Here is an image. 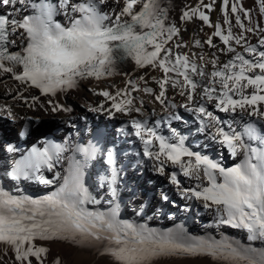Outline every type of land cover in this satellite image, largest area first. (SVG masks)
<instances>
[{"label": "snow or ice", "instance_id": "6c2138e0", "mask_svg": "<svg viewBox=\"0 0 264 264\" xmlns=\"http://www.w3.org/2000/svg\"><path fill=\"white\" fill-rule=\"evenodd\" d=\"M12 2L0 0L3 5ZM106 3L107 0H81L75 4L71 0H58L57 4H52L49 0H39L30 5L33 14L21 20L0 16V76L10 74L21 85L38 89L44 96L55 97L77 88L81 81H99L112 76L120 60L131 59L140 68L161 69L163 77L157 80L159 93H153L149 87L143 91L155 95V99L164 104L166 85L180 88V95L186 100L182 107L197 115L202 126L200 131L212 129L211 139L226 148L233 158L243 153V160L232 167H224L219 161L189 150L183 137L177 136L176 142H169L157 135L146 121L134 119L131 127L144 145L143 155L156 162L155 167L161 174H164L165 164L171 162L184 177L197 181L182 194L202 201L205 209H214L217 229H238L247 233L249 242L264 243V132L253 123L237 132L229 122L225 130L221 119L207 107L208 103L215 102L218 112L235 114L239 110L264 120L261 108L264 105V27L253 21L251 11L243 8L239 0H233L230 7L236 27L242 29L239 34L233 32L229 0H222L223 21L228 26L226 34L221 24L213 25L200 7L186 9L182 20L190 21L198 15L201 21L215 28L214 35L227 46L218 50L232 54L222 65L218 57L211 60L213 70L207 74L188 56L175 54L168 46L179 36L180 29L168 21L169 10L162 6L161 0H124V6L111 13L101 10L100 6ZM199 3L211 10L215 0L207 5L203 0ZM69 5L71 12L80 15L69 17L71 23L65 26L54 17L58 9L67 15ZM259 11L264 15V0H259ZM241 14L251 26L245 25ZM244 33L258 35L257 44L249 43ZM230 42L242 47L243 52L237 51ZM195 43L201 46L199 40ZM206 43L216 47L211 37ZM174 44L176 48L181 46L179 41ZM190 73L207 76L208 82L200 85ZM170 74L177 78L173 79ZM129 84L132 91L141 90L131 81ZM198 88L201 89L199 93ZM249 88L251 92L247 91ZM97 94L112 100L111 108L106 110L110 115L113 108L122 113L141 112V108L134 106V97L127 89L115 95L106 90ZM14 98L29 104L23 92ZM38 100L32 97L29 106H34ZM48 103L53 112L71 111L52 100ZM90 111L103 112L105 109L100 105ZM0 116L15 118L8 105H0ZM245 138L258 142L257 146L246 143ZM154 141L159 142L157 150H153L156 148ZM69 148L67 143L50 141L43 149L33 147L12 173L13 179L35 176L40 183L49 186L61 181L51 194L34 199L13 195L0 186V246H3L0 264H7L4 257L9 250L14 257L11 264H33V258L36 264H45L50 249L37 245V240L93 249L107 256L109 264H171L173 260L188 262L201 257L210 258L215 264H264V249L251 243L243 244L223 232L217 238L211 234H190L183 225L161 230L122 220L118 207L109 212L90 209L89 205L97 201L85 185L81 161L73 157L63 176L55 172L52 179H47L41 174L44 169L53 171ZM16 150L14 146L8 148L12 152ZM73 150L85 158H93L96 151L95 146L80 145ZM106 160L110 166L107 182L115 200L119 195L115 152L108 151ZM170 179L179 187L176 173L171 174ZM163 198L167 200V196ZM54 264L62 262L57 258Z\"/></svg>", "mask_w": 264, "mask_h": 264}, {"label": "bare ground", "instance_id": "6f19581e", "mask_svg": "<svg viewBox=\"0 0 264 264\" xmlns=\"http://www.w3.org/2000/svg\"><path fill=\"white\" fill-rule=\"evenodd\" d=\"M39 2V0H25L21 3L20 0H13L9 5L0 3V13L7 16L9 19L21 20L26 15L33 14L34 10L31 4ZM52 4H57L58 0H49ZM72 4L80 3L81 0H71ZM162 6L168 8V21L175 23L180 29L178 37H174V42L179 41L181 46L175 47L174 42L168 46L172 47L175 54L180 56H188L193 63H196L198 68H201L205 73L210 74L213 70L211 60L219 58L222 65L231 58V53L221 52L218 49L226 48L227 46L214 35L215 28L209 27L208 24L201 21L198 15L193 17L190 21L182 20V14L187 9L200 7L210 18L213 25L219 22L222 28L227 30V25L223 21V4L222 0H215L214 6L211 10L200 5L199 0H161ZM210 0H203L204 5H207ZM233 0H229V16L232 20L234 34H239L242 29L235 25V15L231 14L230 7ZM243 8L251 11V16L254 22L259 23L264 27V15L259 11V0H239ZM124 6V0L120 3H115V0H107V3L101 5L100 8L105 12H118ZM135 8H139L136 5ZM79 13L71 12V5H69V12L64 14L63 10L58 9L57 15L54 19L67 26L71 23L69 17H79ZM242 20L246 26L247 19L241 14ZM248 38L249 43L255 45L258 42L259 36L252 33H244ZM211 37L213 45L209 46L206 41ZM200 41L199 47L196 46V41ZM19 43V41H18ZM237 47V51L243 52V48ZM246 58L247 53H244ZM203 57V59H201ZM173 79L177 77L174 74ZM193 79L200 85L208 82V77H201L192 74ZM143 77V79H141ZM163 77V72L159 68L154 67H138L131 59L118 61L116 65V72L110 77L103 78L99 81L95 79H88L81 81L79 86L66 93H58L55 97L44 96L38 89L21 85L18 81L11 78L10 74L0 76V105H8L11 107L14 114L15 129L19 130L17 136H11L7 133L13 132L11 130V123L8 122L10 118L0 116V186L13 195H26L32 198H40L49 195L56 191L61 181L49 186L39 182L35 176H30L25 179H13L12 173L18 160L26 156L33 147L43 149L46 142H55L64 144L67 143L70 148L65 152L63 158L56 164L53 171L46 169L42 170V175L47 179H52L55 172H59L63 176L68 169L72 158L81 161L83 164L84 182L89 192L97 201L94 205H89L90 209L109 212L118 207L120 218L138 224H147L151 228L167 230L183 225L190 234L193 235H207L211 234L219 238V233L230 236L243 244L251 243L252 246L264 249V243L260 241L249 242L247 240V233L228 227H221L217 229L214 225L216 223V213L214 209H205L203 202L194 198H186L183 195V190L192 188L197 181L187 177L186 183L183 185L179 183V187L171 182V174L176 173L177 179H180L181 173L179 169L172 166L171 162L165 164L164 174H161L155 167V161L143 155L144 145L142 141L135 136L134 129L131 127V122L138 119L142 122H147L148 126L156 131L157 135L165 137L169 142H176V138L183 137L185 146L189 150L206 155L209 158L219 161L224 167H232L243 160V153H240L235 158L231 156L228 150L222 147L211 139L212 129L201 132L200 119L196 114L186 111L182 105L186 103L185 97L180 95V88H173L171 85H166V93L164 104L155 99V95L147 94L143 91L145 87L153 89V93L158 94L160 91L157 80ZM179 79H183L179 77ZM135 84L140 91H132L129 84ZM127 89L131 97H134V106L141 108V112L131 113L116 112L112 109L110 115L106 110L111 108L112 100L99 95L101 91H109L113 95L117 91ZM200 88L197 92H200ZM251 92L249 88L247 90ZM21 92L28 99L29 104L32 103V97H38V103L34 106L25 104L23 100L15 99ZM69 99L77 101L80 105L78 111H74L67 104ZM118 100L120 97L117 98ZM198 99V97H197ZM52 100L54 103L68 108L71 111H55L53 112L52 105L48 103ZM214 103L207 104L210 111H213L221 121L225 130H228L227 125L232 123V127L237 132H242L249 123H253L256 127L264 132V120L256 117H250L246 113L242 114L239 110L237 113H222L214 108ZM104 106L105 111L95 112L90 111L92 108ZM176 105V107H171ZM264 109V105H261ZM77 115H83L79 117ZM175 117H179L176 119ZM32 118L39 122L34 125L31 135L26 141H22L21 133L27 123ZM3 120V122H2ZM117 120L124 121V128L118 126ZM46 121V123H45ZM43 123V125H40ZM112 123V124H111ZM105 127V128H104ZM104 128V130H103ZM114 128L117 132L118 140L115 142H107V133H114ZM128 128V129H127ZM7 132V133H5ZM128 135L134 138L131 141L133 145L136 141V146L132 147L128 144L122 146V139L124 140ZM47 136L49 139H46ZM130 138V137H129ZM253 146H257L258 142L247 141ZM158 141H154V145L158 149ZM80 145L84 147L95 146V153L93 158H85L73 149ZM9 146H14L17 150L8 151ZM193 149H192V148ZM107 149L114 151L116 155V167L119 172V181L117 184L118 198L113 199L110 192V185L107 182L110 177V166L104 157L101 158L102 153ZM107 155V154H106ZM187 159V158H185ZM146 167H153V172L146 180L141 177V174ZM147 172V171H146ZM148 174V173H147ZM137 183L140 190L134 194L129 185ZM29 187H32L35 192H32ZM91 190V191H90ZM158 192V197L154 202H150L148 194ZM167 196V200L163 197ZM153 200V199H152ZM37 245L45 246L50 249L47 254L45 264H54L55 260L59 258L62 264H109L107 256L99 255L93 249H82L79 246L72 245L60 241H36ZM3 246H0L2 249ZM2 255V251H0ZM11 250L8 256L4 257L7 264H11L13 259ZM33 264H36L33 258ZM171 264H215L210 258H198L193 261L173 260Z\"/></svg>", "mask_w": 264, "mask_h": 264}, {"label": "rangeland", "instance_id": "374dc122", "mask_svg": "<svg viewBox=\"0 0 264 264\" xmlns=\"http://www.w3.org/2000/svg\"><path fill=\"white\" fill-rule=\"evenodd\" d=\"M67 104L71 107V109H73L74 111H78V108H79V103L77 102V101H74L73 99H69L68 101H67ZM77 116H79V117H82L83 115H77ZM2 122H3V120H2ZM8 122H10L11 123V130H13V132H9V133H7V132H5V133H7V134H9V135H11V136H17V133H18V131L19 130H17V129H15V127H14V122L11 120V119H9V121ZM115 122H118V126H121L122 128H124V125H125V122L124 121H120V120H117V121H115ZM45 123H46V121H45ZM39 124V123H38ZM112 124V123H111ZM40 125H43V123H41ZM45 125V124H44ZM43 125V126H44ZM105 128V127H104ZM104 128H103V130H104ZM128 129V128H127ZM124 133V132H123ZM123 133H119V132H117L116 130H115V128H114V133H107V135H106V137H107V139H108V141L107 142H115V141H117L118 140V137L116 136L117 134H120V135H122ZM130 137V138H129ZM134 138H132V136L131 135H128V137H126L124 140L122 139V146L123 147H125V145L124 144H128L129 146H132V147H134V146H136V141H135V143L133 144V145H131V141L133 140ZM135 140V139H134ZM192 148V147H191ZM193 149V148H192ZM106 154H107V149L102 153V155H101V158L102 157H104L105 159H106ZM107 161V160H106ZM153 167L151 166V167H146L145 166V168H144V171H143V173L141 174V177H143V179H147V178H149V176L151 175V173L153 172ZM147 171V172H146ZM148 173V174H147ZM187 177H184L183 175H182V173H181V175H180V179H179V182L181 183V184H185L186 183V179ZM30 189H31V191L32 192H35V190L32 188V187H29ZM130 188H131V190H132V192L134 193V194H136V192L138 191V190H140V187H137V183L136 184H134V185H129V189L128 190H130ZM91 191V190H90ZM158 192L156 193V192H154L153 194H148L149 195V197H150V202L152 203V202H154L155 200H156V198L158 197ZM153 199V200H152ZM122 218V217H121Z\"/></svg>", "mask_w": 264, "mask_h": 264}]
</instances>
